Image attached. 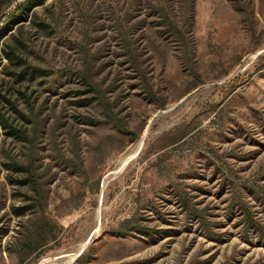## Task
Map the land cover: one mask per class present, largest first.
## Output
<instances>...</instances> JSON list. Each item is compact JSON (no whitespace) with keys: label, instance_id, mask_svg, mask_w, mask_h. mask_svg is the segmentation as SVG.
Returning <instances> with one entry per match:
<instances>
[{"label":"rangeland","instance_id":"rangeland-1","mask_svg":"<svg viewBox=\"0 0 264 264\" xmlns=\"http://www.w3.org/2000/svg\"><path fill=\"white\" fill-rule=\"evenodd\" d=\"M0 264H264V0H0Z\"/></svg>","mask_w":264,"mask_h":264},{"label":"bare ground","instance_id":"bare-ground-1","mask_svg":"<svg viewBox=\"0 0 264 264\" xmlns=\"http://www.w3.org/2000/svg\"><path fill=\"white\" fill-rule=\"evenodd\" d=\"M141 141H142V140H141ZM140 146H141V143L139 144V146H138V148H137V151L134 153V155H135L136 153H138ZM133 157H135V156H133ZM133 157L131 156V157H128V158L124 159V160L121 162L119 168H122V167H124L125 165H127V164L129 163V161H130ZM84 244H85V243H84ZM84 244L81 246L80 250H79L77 253H75V254H73L72 256H70V260H74V259L77 258V256L81 253V250H82V248L84 247Z\"/></svg>","mask_w":264,"mask_h":264},{"label":"trees","instance_id":"trees-1","mask_svg":"<svg viewBox=\"0 0 264 264\" xmlns=\"http://www.w3.org/2000/svg\"><path fill=\"white\" fill-rule=\"evenodd\" d=\"M18 12L17 15L15 16L16 18L13 21L18 20L21 17V14L23 13V11H25V7L24 6H18L15 8Z\"/></svg>","mask_w":264,"mask_h":264}]
</instances>
